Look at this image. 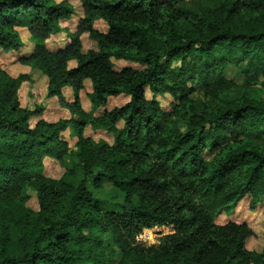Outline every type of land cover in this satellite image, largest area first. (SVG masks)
<instances>
[{"label":"trees","instance_id":"obj_1","mask_svg":"<svg viewBox=\"0 0 264 264\" xmlns=\"http://www.w3.org/2000/svg\"><path fill=\"white\" fill-rule=\"evenodd\" d=\"M80 2L79 33L52 52L46 41L73 6L0 0V51L22 48L17 28H27L35 50L21 63L47 79L46 100L71 114L31 128L42 108L24 106L19 92L35 80L0 69V264H264V247L246 248L248 225L216 223L246 196L253 212L264 200V0ZM81 33L97 50L83 52ZM113 60L144 69L117 72ZM86 81L91 113L81 106ZM166 94L168 112L157 100ZM120 96L130 101L96 115ZM71 126L76 152L62 136ZM87 127L112 144L86 137ZM46 159L65 166L61 178L44 174ZM105 182L112 189L100 199ZM163 226L174 232L158 245L137 241Z\"/></svg>","mask_w":264,"mask_h":264},{"label":"rangeland","instance_id":"obj_2","mask_svg":"<svg viewBox=\"0 0 264 264\" xmlns=\"http://www.w3.org/2000/svg\"><path fill=\"white\" fill-rule=\"evenodd\" d=\"M67 2L72 5L74 8V15L68 21L62 22L63 31L58 35L52 36L49 40L46 41V47L52 52H58L60 50H66L72 44V38L70 35H76L79 33L80 25L82 20H84V10L80 0H56L57 3ZM110 1V0H104ZM94 28L101 32L106 33L108 31V27L103 21H97L94 24ZM70 33V34H69ZM26 36L24 32V37ZM79 40L83 47V52H87L90 50H97V44L94 40H92L88 33H81L79 36ZM23 47L18 51H14L13 53L5 54L0 51V69L4 70L7 74L12 77H18L19 74H23L27 69L25 65L21 63V60H24L30 56V54L34 50V44L30 39L27 41H23ZM114 69L119 72L124 68H132L136 70L144 69L142 65L137 63H128L119 60H113ZM74 68V67H71ZM29 75H31L32 80L35 82L29 87L27 84H22V90L20 89L19 98L21 103L24 106H29L32 109L40 106L42 108V113L38 116H33L30 120V127L33 128L38 121L42 120L43 113H46V119L52 121H60V120H70L71 114L66 111L59 99H55L51 103L46 102V90H47V81H44L43 76L37 72L32 71ZM85 87L80 93L81 98V106L84 109L91 108L89 105L90 100L88 98L89 94L92 93L91 85L88 81L85 82ZM67 94V95H66ZM65 94V99L67 102H74L71 100V96L68 93ZM69 96V97H68ZM147 99L150 100L152 95L149 89H146ZM157 100L162 105V110L164 112L171 111L172 105L174 104V99L170 95H159L157 96ZM130 101L127 96H120L118 98H111L106 107L100 108L98 110V114H101L103 111H111L115 108H119L124 106ZM89 106V107H88ZM45 120V119H43ZM74 127L68 128L65 133L62 134L63 138L69 143L70 147H72V151H75V144L77 142V136L74 134ZM86 137H90L95 141L105 140L112 144L113 138L107 135L105 132L97 131L91 129L90 127L86 128L85 131ZM64 165H61L58 161L52 159H46L44 161V174L52 179H59L64 173ZM111 185L107 182L104 183V188L102 191L96 192L100 199H104L108 197V193L111 190ZM106 190V192H104ZM28 197L30 200L27 202V206L33 211L39 210V204L37 200V196L34 191L28 189L27 191ZM250 202L251 197L246 196L244 200L239 204L236 213L234 212L230 216H223L216 219V223L218 225L226 224L230 221H234L239 224L248 225L252 231L255 233L254 237H251L247 240L246 248L249 251L261 253L264 247V200L258 205L256 211L250 210ZM174 232V228L172 226H163L157 227L150 230H144V232L137 238V241L146 245L153 246L158 245L159 240L165 236Z\"/></svg>","mask_w":264,"mask_h":264},{"label":"crops","instance_id":"obj_3","mask_svg":"<svg viewBox=\"0 0 264 264\" xmlns=\"http://www.w3.org/2000/svg\"><path fill=\"white\" fill-rule=\"evenodd\" d=\"M17 31L19 32V34H20V36H21V39H22V41H27L28 39H30L31 40V34H30V32H29V30L27 29V28H17ZM24 32H25V34H26V36L24 37ZM70 34V33H69ZM58 35V34H57ZM55 36V35H54ZM24 46V45H23ZM34 50H35V45H34ZM34 50H33V52H34ZM33 52L30 54V56L33 54ZM10 53H13V52H10ZM9 54V53H8ZM29 56V57H30ZM28 57V58H29ZM77 66V63L75 62V61H72V62H70L69 63V68H71V67H76ZM27 67V66H26ZM71 69H73V68H71ZM26 71L24 72V73H26V74H30L32 71L30 70V68L29 67H27V69H25ZM37 74L39 75V72H37ZM20 75V74H19ZM18 75V76H19ZM15 77V76H14ZM17 77V76H16ZM44 78V77H43ZM44 81H47V79L46 78H44ZM89 82V81H88ZM90 83V82H89ZM91 85V84H90ZM47 86H48V81H47ZM92 88V87H91ZM21 90H22V88H21ZM66 93H68V95L69 96H71V100H73V98H74V92H73V90L71 89V88H69V87H67V88H65L64 89V91H63V94H64V96H65V94ZM67 95V94H66ZM68 96V97H69ZM128 97V96H127ZM89 98V97H88ZM118 98V97H117ZM21 99V98H20ZM129 99H130V97H129ZM55 99H52V100H46V102L47 103H51V102H53ZM110 100V99H109ZM22 102V101H21ZM24 105V104H23ZM89 105H91V103L89 104ZM126 105V104H125ZM89 107V106H88ZM91 108L89 109V108H87V109H84V111L86 112V113H91L92 111H93V108H92V106H90ZM123 107V106H122ZM120 108V107H119ZM105 111H103L102 113H104ZM101 113V114H102ZM101 114H98V110H97V113H96V115H101ZM46 113H43V119H45L47 122H49V123H56V122H58V120L57 121H52V120H47L46 119ZM91 128V127H90ZM92 129V128H91ZM97 131H99V130H97ZM102 132V131H101ZM106 133V132H105ZM107 134V133H106ZM108 135V134H107ZM110 136V135H109ZM112 137V136H111ZM108 142V141H107ZM108 143H110V142H108ZM111 144V143H110ZM237 210V209H236ZM236 210L234 211L235 213H236ZM233 212V213H234ZM232 213V214H233ZM220 217H223V216H220ZM218 219V218H217ZM232 222H234V221H232ZM223 225H225V224H223ZM247 243V242H246Z\"/></svg>","mask_w":264,"mask_h":264}]
</instances>
